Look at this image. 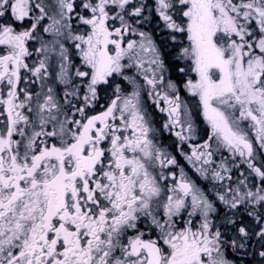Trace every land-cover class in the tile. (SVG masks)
<instances>
[{"label":"snow or ice","instance_id":"1","mask_svg":"<svg viewBox=\"0 0 264 264\" xmlns=\"http://www.w3.org/2000/svg\"><path fill=\"white\" fill-rule=\"evenodd\" d=\"M0 264H264V0H0Z\"/></svg>","mask_w":264,"mask_h":264},{"label":"flooded vegetation","instance_id":"2","mask_svg":"<svg viewBox=\"0 0 264 264\" xmlns=\"http://www.w3.org/2000/svg\"><path fill=\"white\" fill-rule=\"evenodd\" d=\"M165 136H167V134H165ZM181 162L183 163V160ZM189 171H190V169H189Z\"/></svg>","mask_w":264,"mask_h":264}]
</instances>
